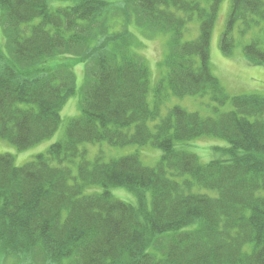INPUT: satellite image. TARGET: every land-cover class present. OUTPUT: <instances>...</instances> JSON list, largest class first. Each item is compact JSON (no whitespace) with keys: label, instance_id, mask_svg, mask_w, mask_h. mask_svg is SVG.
I'll return each instance as SVG.
<instances>
[{"label":"trees","instance_id":"obj_1","mask_svg":"<svg viewBox=\"0 0 264 264\" xmlns=\"http://www.w3.org/2000/svg\"><path fill=\"white\" fill-rule=\"evenodd\" d=\"M222 2L0 0L1 140L25 151L55 136L77 92L74 69L84 72L63 140L22 167L0 154L2 262L264 264V96H230L213 74ZM122 13L125 30L109 32ZM132 17L147 38L169 36L154 90ZM263 25L264 0H232L223 53L233 56L237 30H259L244 56L264 68ZM169 96L218 106L211 117L162 115ZM211 138L226 142L222 159L203 163L185 148ZM98 145L106 152L91 157ZM133 146L161 158L150 167L112 152Z\"/></svg>","mask_w":264,"mask_h":264},{"label":"rangeland","instance_id":"obj_2","mask_svg":"<svg viewBox=\"0 0 264 264\" xmlns=\"http://www.w3.org/2000/svg\"><path fill=\"white\" fill-rule=\"evenodd\" d=\"M232 0H223L218 21L214 29V34L212 36L211 42V67L213 74L219 79L222 87L226 93L230 96L237 95H261L264 96V68L258 66H252L248 63L244 56V47L256 40H263V35L258 30L251 31L248 35L241 37L237 30L234 36L235 39V49L232 57L226 56L220 46L221 37L226 27V21L228 19ZM114 23L112 25L113 29L109 32L124 31L125 29V18L122 13L119 17H113ZM132 25L134 24V18L132 17ZM264 26V25H263ZM194 28V33H196L195 24L192 25ZM131 32L135 33L137 39L142 43L140 50L141 56L146 59L147 66L151 71V88L154 90V82L157 83L158 79L161 78L160 64L162 63L165 54L168 51V35H156L152 39L147 38L141 32H139L135 25L131 27ZM264 46V44H263ZM77 78V92L76 95L71 97L61 113L62 123L59 130L56 132L55 136L50 139L28 149L25 151H20L16 147H13L9 143L0 139V154L3 156L5 154L11 155L15 159V164L18 167H22L27 163L33 161L36 156L44 154L47 150L55 143L63 140L66 134V128L69 120L77 117L80 114V102L81 94L83 90V77L84 72L81 66L74 69ZM154 79V82H153ZM154 92L150 96V103L153 106ZM218 105L213 104L209 98H196V97H184L177 98L174 96H169L164 104L161 105L162 115H165L169 109L174 107H181L190 112L200 113L202 116H213V109ZM225 110V109H224ZM204 141H194L190 142L185 148L194 153L199 157L200 161L203 163H208L215 159H222L224 157L223 152L218 150L227 146L226 142L219 139H201ZM89 154L93 157L99 150L103 149L106 152L107 146H89ZM112 152L115 153L116 157L127 156L131 154H139L142 161L146 166H155L161 158V152L156 149L150 148H137L136 146L113 149ZM124 191H117L115 197L127 203H133L134 197L127 192L119 194ZM127 195H126V194ZM35 264H40L37 259H33ZM2 262L0 258V264H17L16 258H8ZM27 264H31L29 261Z\"/></svg>","mask_w":264,"mask_h":264}]
</instances>
